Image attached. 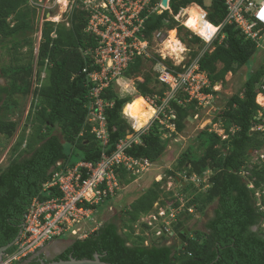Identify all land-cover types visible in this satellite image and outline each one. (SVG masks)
<instances>
[{
    "label": "trees",
    "instance_id": "obj_1",
    "mask_svg": "<svg viewBox=\"0 0 264 264\" xmlns=\"http://www.w3.org/2000/svg\"><path fill=\"white\" fill-rule=\"evenodd\" d=\"M76 3L69 26L50 21L43 23L34 54L32 34L37 30L34 10L26 0H0V43L8 52H13L11 61L17 62L0 67V78L5 79L4 83L0 82V140L16 134L8 151L7 164L0 167V247L15 240L34 198L45 200L58 194L54 187L43 190L53 169L60 168L58 162L61 167L73 166L78 161L96 163L102 153H111L121 138L133 132L134 121L123 114V106L137 98H162L167 91L155 72L152 75L141 70L144 59L135 57L123 76H142V80L136 82V86L131 80L121 83H128L135 91L121 97L112 84L102 93L113 105L105 109L108 142L101 146L86 123L90 85L82 72L91 61L84 51L95 48L97 38L86 31L87 12L80 0ZM190 3L207 11V18L213 24L223 23L226 18L225 0H170V8L176 13ZM165 23L169 28L177 25L168 11L152 14L145 20L140 35L150 37ZM177 30L179 35L183 32L180 26ZM179 37L189 48L191 57H196L199 50L194 46H201L200 39L188 30ZM23 46L28 47V58L27 62L19 64L23 59L19 49ZM260 49L234 24H224L213 49L198 60L199 68L210 81V86L204 90L214 92L213 85L220 82L225 86L226 75L242 69ZM154 57L149 61L160 60L158 55ZM261 84H264V60L247 73L234 93L221 94L223 106L214 112L210 124L220 122L228 136L223 139L208 127L199 129L194 139L201 153L188 145L178 155L175 170L186 172L187 176H202L209 169L211 175L209 186L200 190L191 182L182 185L179 180L180 193L187 194V198L184 197L183 211L172 223V236L161 234L154 239L150 236L154 231L141 235L136 234L134 228L136 221L150 213L156 202L163 207L180 204L177 195L163 188L167 176H175L174 171L166 170V177L152 179L149 186L138 190L136 198L128 205L116 202L117 215L104 219L85 237L63 236L45 243L59 241L63 244L61 251L50 260L69 256L92 258L94 253H99L101 260L114 264H264V162L259 153L264 148V132L251 131L252 124L259 122L254 118L259 108L255 97ZM18 95H31L30 108L20 130L19 120L13 117L20 109ZM160 103V99L157 100V104ZM144 110L147 111V103ZM198 111L196 102L186 101L184 92L179 91L169 101L166 114L174 115L171 121L178 133L185 128L184 120ZM28 126L32 127L29 133ZM231 128L236 129L234 133L230 132ZM165 130L168 129H161L157 119L153 120L139 133L138 142L125 149L126 154L146 158L154 164L160 162L167 153ZM117 172L122 185L136 178L123 168ZM258 191L260 197H257ZM161 196L164 199H160ZM214 203L216 206L212 215L207 216L204 228L190 230L187 221L194 216H206V209ZM189 206H193V213L188 212ZM140 225L142 232L149 227L146 223ZM178 233H182L184 239L178 237ZM15 249L16 244H13L5 253ZM41 249L37 248L15 264H38L34 258Z\"/></svg>",
    "mask_w": 264,
    "mask_h": 264
},
{
    "label": "built area",
    "instance_id": "obj_2",
    "mask_svg": "<svg viewBox=\"0 0 264 264\" xmlns=\"http://www.w3.org/2000/svg\"><path fill=\"white\" fill-rule=\"evenodd\" d=\"M76 2L77 0H64V2L26 0V4L35 12L34 24L40 37L42 25L46 21L64 23L69 26L70 14L73 7L77 5ZM80 3L87 12L86 31L97 38L95 48L84 51L91 61L82 72L85 73L87 83L90 85L86 123L101 146H106L108 142L105 109L113 105V101L103 97L102 93L110 85L115 86L119 83V79L124 77L123 72L135 57H141L144 60L154 59L155 55L160 57V60L154 63V67L157 68L156 78L160 85L167 86V91L162 98L157 96V100L161 101L160 104H154L157 100L151 101L158 109L153 120L157 119L161 126L174 132L175 127L171 121L174 115L166 114V109L177 92H184L186 101H195L198 108L209 107L218 96L214 92L220 90L221 82L213 85L214 92H206L204 89L210 86V81L205 72L199 68L198 60L205 52L213 49V43L218 39L224 24H234L246 38L254 41L257 47L264 50V21L258 19V11L262 6L261 0H225L226 18L223 23L214 24L219 26V30L207 42L184 27L183 21L187 19V14L184 15L183 20L176 19L181 9L187 5L174 13L170 8V0H167L166 6L162 5L161 0H80ZM190 5L196 6L194 3ZM57 7L61 11H57ZM164 11H168L177 25L169 28L166 26V21L165 25L154 30L150 37H142L140 34L145 20L152 14H161ZM205 19L208 20L207 16ZM177 26L190 31L200 39L203 47L196 57L190 56L189 48L178 36ZM172 30H175L176 39L180 40L185 48L179 56L173 54L171 49L165 48ZM222 37L221 35L220 41ZM153 51L156 52L155 55ZM258 94H264V84L260 85L255 102ZM258 106L254 118L259 122L252 124L251 131L264 132V107ZM194 117L197 118L198 115L195 114ZM145 129L134 132L133 136L127 134L121 138L115 149L109 154L102 153L100 160L96 163L78 161L73 166L61 167V162H58L57 165L60 168L53 169L50 179L43 184V190L54 187L58 194L45 200L37 198L32 200L24 215L21 233L15 243L16 249L3 257L4 263L15 264L54 238L63 236L83 238L94 231L98 226L94 224V206L108 198H113L121 190L118 169L123 168L138 176L149 171L153 166L148 159L133 157L125 152V149L133 142H138L139 133ZM235 130L231 128L230 132L234 133ZM214 132L223 139L228 136L224 128L221 133ZM260 158L264 162V151L260 153ZM241 173L244 174V172ZM189 178L194 183H198L196 186L201 189L209 186V176L206 177L205 173L202 176L193 174ZM88 193H92L90 199L87 197ZM156 206L158 208L153 214V220L158 221V234L156 231L154 234H157V237L161 234L172 236L174 234L171 229L172 223L183 211L185 202L175 207H163L155 203V208ZM187 209L190 213L194 212L193 206Z\"/></svg>",
    "mask_w": 264,
    "mask_h": 264
},
{
    "label": "rangeland",
    "instance_id": "obj_3",
    "mask_svg": "<svg viewBox=\"0 0 264 264\" xmlns=\"http://www.w3.org/2000/svg\"><path fill=\"white\" fill-rule=\"evenodd\" d=\"M209 1V0H208ZM187 7H192V5H187ZM186 7V8H187ZM62 8V7H61ZM57 11H61V9L59 7H57L56 9ZM184 19V17H183ZM184 32H186L185 29H183V32L180 33V35L183 36ZM178 35V36H180ZM33 37V45H34V54L36 53V49L38 47V41L40 38V33L38 30H36L35 33L32 34ZM9 42V41H6ZM195 49H198L199 51L202 50V45L201 46H194ZM190 51V50H189ZM20 52V56L23 58L20 61H18V63H23V62H27V58H28V47L27 46H23L19 49ZM11 52H8L7 47L3 44L0 43V67L1 66H8L11 65L12 63L16 64L17 62H12L11 61ZM153 55H155L156 52H152ZM190 54V52H189ZM191 56V55H190ZM264 60V51L260 49V51H258L255 56L240 70H238L235 74H231L228 73L225 77L226 80V85L220 87V90H218L219 94L218 96L214 99L212 105H210L209 107H200L197 109L199 110L197 115L198 117H190L184 120V125L185 128L181 131V132H176V130H174V132H170V130H165L163 132V138L166 140L167 144H166V148H167V153L165 154V156L163 157V159L158 162V163H153V166L149 169V171H147L145 174L142 175H138L136 176L135 180H133L132 183L128 184V185H122L121 190L119 192H117V194L109 199V200H105L104 204L100 207L98 204V208L95 207V215L93 217L94 219V224L96 225H100L104 219H107L109 217H112L113 215H117L118 213V207H116V202L117 204L120 203L121 205L125 204L128 205L132 200H134L137 196V192L138 190H141L142 188H145L147 186L150 185L151 180L154 178L157 179H161L163 177H166V170H171L174 171L173 173L175 174V176L177 177V181H175V176H167L168 181L163 185L164 190L167 191H172L174 193V195H177L180 203L181 202H185L186 200H184V197L187 198V194H183L181 195V191H182V186L180 184V181L182 182V185H185L187 182H191L193 183L194 187H197L196 184L198 183H194L193 181L190 180L189 176L186 175V172H181V171H177L174 169V165L176 163V159L178 157V155L180 154V152H182L184 149L187 148L188 145H192L194 147V150L197 153H201V149L198 148V141L196 139H194V136L196 135V133L198 132L199 129L208 127L209 131H217L219 133H221L222 131V124L220 122H216V123H212L210 124V118L213 116L214 112L216 113L217 110H219L222 106H223V101L221 99V94H225V95H231L232 93H234L236 91V89L239 87L241 81L243 79L246 78V75L248 72L256 69L257 67H259V65L262 64ZM156 67H154V63L150 62L149 60H144L143 65L141 66V70L145 71V72H149L153 75V73L156 71ZM44 73H42V77H44ZM128 80L133 81V83L136 86V82L141 81L142 80V76H139V78H120L119 79V83L116 84L114 86V90L119 94V96L123 97V96H127L128 94H124L123 96L121 95V91H122V82H127ZM0 82L4 83L5 79L0 78ZM19 96V95H18ZM19 107L20 109L18 110V112L14 113L13 117L18 119L20 122V126L19 129H21L22 125L24 124V121L26 120V116L28 114V110L30 108V102H31V95L22 97L19 96ZM146 98V97H145ZM147 99V98H146ZM158 98L157 96L152 97H148V101L151 103V101H156ZM157 103L154 102V104ZM151 105L156 109V111L158 110L157 107H155L152 103ZM153 121L152 120L149 121V123H147L144 127L140 128V129H145L147 128ZM32 128V127H31ZM30 126H28L27 131L28 133L31 131ZM131 128L133 130V132H129L128 135L129 136H133L135 133L139 132V130H136L132 127ZM164 127L161 126V129H163ZM233 129V128H232ZM135 132V133H134ZM16 135V134H15ZM15 135L13 137H10L8 139H3L0 140V167L5 166L7 164V157H8V151L9 148L11 147V145L14 143L16 137ZM264 150H260L259 153L263 152ZM262 159V158H260ZM206 177L211 175V170H206L205 172ZM182 179V180H181ZM180 180V181H179ZM179 181V182H178ZM199 190L201 188L197 187ZM260 192L258 191L257 197H260ZM160 199H164L162 196L160 197ZM157 203V202H156ZM170 206V205H169ZM216 206V204H212L210 205L207 209H206V216L201 217V218H197L196 216H194L193 218H191L190 220L187 221V227L192 230V229H203L204 227V223L207 220V216L212 215L213 212V208ZM158 206H156L155 208V204L153 209L151 210L150 213L141 216L138 221H136V223L134 224V228H135V233L136 234H141V235H146L149 234L150 232L156 231L157 233V226H158V221H154L153 220V214L157 211ZM140 223H146L149 227L147 228V230H145L144 232L141 231V229L143 228ZM264 224V223H263ZM153 233V234H154ZM150 233V236L154 237V239H156V235L158 234H154ZM67 237V236H66ZM64 237V238H66ZM149 242V241H148ZM171 242V241H170ZM169 243V241H168ZM63 248V244L61 242H57L53 241L51 244L48 243V245H43L42 249L39 250L40 252L45 253V259L50 260L52 258V256L58 252L61 251V249ZM51 250V251H50Z\"/></svg>",
    "mask_w": 264,
    "mask_h": 264
},
{
    "label": "clouds",
    "instance_id": "obj_4",
    "mask_svg": "<svg viewBox=\"0 0 264 264\" xmlns=\"http://www.w3.org/2000/svg\"><path fill=\"white\" fill-rule=\"evenodd\" d=\"M261 3L262 6L258 11V19L260 21H264V0H261ZM185 14H187V19L183 21L184 27L190 29L193 33L198 35L201 39H203L206 42L210 41L213 35L216 34L217 31L219 30V26L214 25L213 23L205 19V17L208 15V12L205 11L203 8H200L199 5L197 4L195 7H187L181 9L180 15H177L176 19L179 20L180 16ZM175 37H176V32L175 30H172L171 36L165 44V48L171 49V52L173 54L179 56V54L185 51V48L181 44V41L176 39ZM134 91L135 89L131 88L128 83L122 84V91H121L122 96L126 93L130 94ZM256 102L258 105L264 107V94H258ZM145 106H146L145 100L143 98H137L132 102L126 103L122 108L123 114L126 115L127 117H130L131 120L134 121L132 127L136 130H139L145 124H147L148 121L151 120L156 113V109L151 107H149L148 110L145 111L144 110ZM91 196L92 193L87 194V197L89 199L91 198Z\"/></svg>",
    "mask_w": 264,
    "mask_h": 264
},
{
    "label": "water",
    "instance_id": "obj_5",
    "mask_svg": "<svg viewBox=\"0 0 264 264\" xmlns=\"http://www.w3.org/2000/svg\"><path fill=\"white\" fill-rule=\"evenodd\" d=\"M161 3L163 6H166L167 0H161ZM185 232H186V230H185ZM20 233H21V230H20L19 234ZM19 234L17 235V237L15 238L14 241H12L11 243H9L7 245L0 247V264H5L3 261L5 251L11 245L16 243V241L18 240ZM177 236L184 239V235L182 233H178ZM39 254H40L39 251H37V255H39ZM38 264H114V263L103 261V260H101V255L99 253H94L92 258H75L73 256H69V258H67V259L46 261L40 257L38 260Z\"/></svg>",
    "mask_w": 264,
    "mask_h": 264
},
{
    "label": "bare ground",
    "instance_id": "obj_6",
    "mask_svg": "<svg viewBox=\"0 0 264 264\" xmlns=\"http://www.w3.org/2000/svg\"><path fill=\"white\" fill-rule=\"evenodd\" d=\"M60 1H61V2H64V0H60ZM179 15H180V13H179ZM183 17H184V16L182 15V16L180 17V19L183 20ZM171 32H172V31H171ZM175 38H176V37H175ZM145 101H146V103H147V110H148L149 107L154 108V107L151 105V103H150L146 98H145ZM153 117H154V116H153ZM153 117H152V118H153ZM149 121H150V120H149ZM149 121H148V123H149ZM145 125H146V124H145ZM145 125H144V126H145ZM144 126H143V127H144Z\"/></svg>",
    "mask_w": 264,
    "mask_h": 264
},
{
    "label": "flooded vegetation",
    "instance_id": "obj_7",
    "mask_svg": "<svg viewBox=\"0 0 264 264\" xmlns=\"http://www.w3.org/2000/svg\"><path fill=\"white\" fill-rule=\"evenodd\" d=\"M58 241H56V243H57ZM52 243V242H51ZM50 243V244H51ZM46 245H48V244H46ZM51 251V250H50ZM6 255V253L4 254V256ZM36 256H35V258H34V260L35 261H38L39 260V258L41 257V258H43V259H45L46 257H45V253H41V254H39V255H37V253L35 254Z\"/></svg>",
    "mask_w": 264,
    "mask_h": 264
},
{
    "label": "crops",
    "instance_id": "obj_8",
    "mask_svg": "<svg viewBox=\"0 0 264 264\" xmlns=\"http://www.w3.org/2000/svg\"><path fill=\"white\" fill-rule=\"evenodd\" d=\"M39 41H40V38H39ZM39 41H38V45H39Z\"/></svg>",
    "mask_w": 264,
    "mask_h": 264
}]
</instances>
